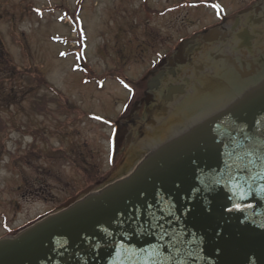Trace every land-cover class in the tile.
Segmentation results:
<instances>
[{
    "label": "water",
    "instance_id": "1",
    "mask_svg": "<svg viewBox=\"0 0 264 264\" xmlns=\"http://www.w3.org/2000/svg\"><path fill=\"white\" fill-rule=\"evenodd\" d=\"M0 264H264V82L0 237Z\"/></svg>",
    "mask_w": 264,
    "mask_h": 264
},
{
    "label": "flooded vegetation",
    "instance_id": "2",
    "mask_svg": "<svg viewBox=\"0 0 264 264\" xmlns=\"http://www.w3.org/2000/svg\"><path fill=\"white\" fill-rule=\"evenodd\" d=\"M189 9L197 15L171 19L173 13ZM138 11L144 14L142 20L129 21V26L120 29L124 34L121 38L127 40L121 50L114 56L103 53L110 66L103 72L89 62L83 67L87 84L97 86L90 88L92 93L106 95V86L114 83L125 94L122 99L115 97L116 102H123L114 118L105 117L111 130L107 167L92 163L89 142L84 139L83 146H77L71 130L67 137H61L59 149L51 146L52 152L62 156L45 154L52 160L51 167H35L39 175L56 178L61 186L37 178L22 182L34 201L49 205L31 220L14 228L8 226L6 233L16 232L65 202L129 172L145 153L168 137L174 115L188 119L199 109L204 110L201 117L214 114L264 82V0H169L161 6L154 2L140 6ZM159 16L163 25L153 20ZM37 96L34 102L39 106ZM66 102L69 111L59 121H66L72 128L82 116L74 114L72 102ZM58 105L60 111H66ZM165 120L169 122L164 124ZM26 123V132L35 136L31 146L39 147V138L48 142L44 131L38 132ZM116 126L122 133V143L114 151L111 138ZM41 152L32 148L22 160L32 164L30 155L39 156ZM61 161L70 166L69 182H62L55 172Z\"/></svg>",
    "mask_w": 264,
    "mask_h": 264
},
{
    "label": "rangeland",
    "instance_id": "3",
    "mask_svg": "<svg viewBox=\"0 0 264 264\" xmlns=\"http://www.w3.org/2000/svg\"><path fill=\"white\" fill-rule=\"evenodd\" d=\"M165 1L169 0H0V120L7 122L6 129H0V235L7 232L8 226H19L47 208L49 204L34 201L26 193L22 182L37 178L61 186L56 178L39 175L35 167H51L52 160L44 155L52 152L51 146L59 149L61 137H67L71 130L77 146H83L84 139L89 142L92 163L107 167L111 132L108 121L89 118L85 112L112 120L123 102H116L115 97L122 99L125 94L114 83L106 86L108 95L92 93L90 88L97 86L88 85L86 72L76 66L86 57V65L89 62L103 72L110 66L103 53L114 56L127 41L121 38L124 34L120 29L129 26V21L144 17L139 7L153 2L161 6ZM192 13L190 9L175 12L171 19L197 15ZM159 18L153 20L163 25ZM37 75L44 76V84L28 83V78ZM57 91L61 104H66L65 112L52 101ZM37 95L40 108L34 107ZM67 99L74 105V114L82 116L72 128L66 121H59L69 111ZM44 104L47 107L42 110ZM26 122L38 132L44 131L48 142L39 138V147L31 146L35 136L26 132ZM32 148L42 152L39 156L30 155L29 164L22 155ZM60 164L55 172L62 182H69L70 166L65 161Z\"/></svg>",
    "mask_w": 264,
    "mask_h": 264
},
{
    "label": "bare ground",
    "instance_id": "4",
    "mask_svg": "<svg viewBox=\"0 0 264 264\" xmlns=\"http://www.w3.org/2000/svg\"><path fill=\"white\" fill-rule=\"evenodd\" d=\"M189 110L188 109H184V112L185 113H189L188 112ZM204 110L203 109H199L196 111L195 114H193V116L191 118H184V119H181L182 116L180 115H174L171 119H172V122L170 125H168V128H169V131H173L177 128H184L186 127L187 125H189L190 123H193L194 121H196L197 119L201 118V115L203 114ZM190 114V113H189ZM169 122V120H165L164 121V124ZM149 143V141L145 142V144Z\"/></svg>",
    "mask_w": 264,
    "mask_h": 264
},
{
    "label": "trees",
    "instance_id": "5",
    "mask_svg": "<svg viewBox=\"0 0 264 264\" xmlns=\"http://www.w3.org/2000/svg\"><path fill=\"white\" fill-rule=\"evenodd\" d=\"M15 75V74H14ZM45 81H46V79L43 77V76H40V75H37V76H35V77H30V78H28V83H30V84H32L33 85V83L32 82H36L38 85L39 84H44L45 83ZM23 84V83H22ZM25 85H27L28 86V84L27 83H24ZM34 87H32L31 89H33ZM45 103H46V100H45ZM46 106H47V104H45ZM1 118V117H0ZM6 127H7V122L5 121V120H3V119H1L0 120V129H6Z\"/></svg>",
    "mask_w": 264,
    "mask_h": 264
},
{
    "label": "snow or ice",
    "instance_id": "6",
    "mask_svg": "<svg viewBox=\"0 0 264 264\" xmlns=\"http://www.w3.org/2000/svg\"><path fill=\"white\" fill-rule=\"evenodd\" d=\"M212 7L216 8V7H218V5L213 4Z\"/></svg>",
    "mask_w": 264,
    "mask_h": 264
}]
</instances>
